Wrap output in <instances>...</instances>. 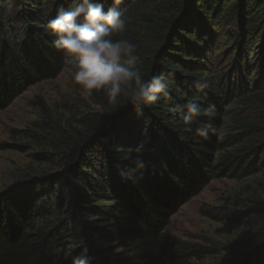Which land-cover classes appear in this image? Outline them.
Here are the masks:
<instances>
[{
  "label": "trees",
  "instance_id": "16d2710c",
  "mask_svg": "<svg viewBox=\"0 0 264 264\" xmlns=\"http://www.w3.org/2000/svg\"><path fill=\"white\" fill-rule=\"evenodd\" d=\"M70 5L0 0V111L65 68L46 25ZM119 9L127 25L115 38L137 45L145 79L173 74L171 99L138 117L127 98L103 95L105 110L77 128L42 131L59 172L0 193V264L202 263L211 250L165 234L172 214L215 179L264 172V0H123ZM188 99L215 105L214 115L186 125L172 109ZM208 122L217 132L197 135ZM136 160L146 168L122 176ZM242 208L257 227L225 264H264V199Z\"/></svg>",
  "mask_w": 264,
  "mask_h": 264
},
{
  "label": "rangeland",
  "instance_id": "374dc122",
  "mask_svg": "<svg viewBox=\"0 0 264 264\" xmlns=\"http://www.w3.org/2000/svg\"><path fill=\"white\" fill-rule=\"evenodd\" d=\"M102 96L85 94L66 64L56 79L29 88L0 111V193L23 179L58 173V163H47L41 132L77 128L85 115L105 110ZM253 199H264V172L215 179L172 214L165 234L211 250L213 255L199 264H225L257 227L242 208Z\"/></svg>",
  "mask_w": 264,
  "mask_h": 264
},
{
  "label": "clouds",
  "instance_id": "9594fccd",
  "mask_svg": "<svg viewBox=\"0 0 264 264\" xmlns=\"http://www.w3.org/2000/svg\"><path fill=\"white\" fill-rule=\"evenodd\" d=\"M122 2L112 0L111 6L105 9L103 0H71L70 7L61 8L48 21L46 29L55 36L52 46L70 66L73 82L85 94L102 93L112 104L125 97L139 117L143 116L145 105L155 104L163 98L171 99L169 83L173 74L169 73L167 77L153 75L145 79L138 67L137 45L126 38H115L125 32L127 25V17L119 9ZM196 86L204 90L209 84L197 82ZM172 110L181 115L186 125H190L195 118L207 117L210 120L215 113V105L202 108L194 99H188ZM196 132L207 138L217 129L208 122ZM134 164L135 169L122 173V176L131 179L136 170L146 168L141 160L134 161ZM139 178H143L142 171ZM73 264H88V260L77 257Z\"/></svg>",
  "mask_w": 264,
  "mask_h": 264
}]
</instances>
